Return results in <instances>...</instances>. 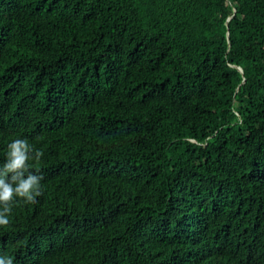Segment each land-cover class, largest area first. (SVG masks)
I'll return each instance as SVG.
<instances>
[{
    "label": "trees",
    "instance_id": "16d2710c",
    "mask_svg": "<svg viewBox=\"0 0 264 264\" xmlns=\"http://www.w3.org/2000/svg\"><path fill=\"white\" fill-rule=\"evenodd\" d=\"M18 137L14 264H264V0H0Z\"/></svg>",
    "mask_w": 264,
    "mask_h": 264
},
{
    "label": "clouds",
    "instance_id": "9594fccd",
    "mask_svg": "<svg viewBox=\"0 0 264 264\" xmlns=\"http://www.w3.org/2000/svg\"><path fill=\"white\" fill-rule=\"evenodd\" d=\"M43 152L26 138H15L7 145L6 159L0 164V227L9 225L12 207L17 201L28 204L42 195L43 175L32 171L30 161H39ZM0 264H14L11 256L0 255Z\"/></svg>",
    "mask_w": 264,
    "mask_h": 264
},
{
    "label": "water",
    "instance_id": "95a60500",
    "mask_svg": "<svg viewBox=\"0 0 264 264\" xmlns=\"http://www.w3.org/2000/svg\"><path fill=\"white\" fill-rule=\"evenodd\" d=\"M235 11V10H234ZM230 18V17H229Z\"/></svg>",
    "mask_w": 264,
    "mask_h": 264
}]
</instances>
